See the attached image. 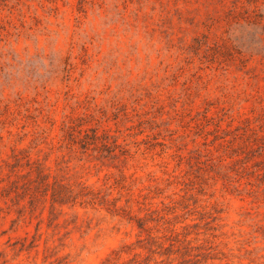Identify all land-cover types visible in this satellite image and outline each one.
Here are the masks:
<instances>
[{"label":"rangeland","instance_id":"rangeland-1","mask_svg":"<svg viewBox=\"0 0 264 264\" xmlns=\"http://www.w3.org/2000/svg\"><path fill=\"white\" fill-rule=\"evenodd\" d=\"M135 261L264 264V0H0V264Z\"/></svg>","mask_w":264,"mask_h":264},{"label":"trees","instance_id":"trees-1","mask_svg":"<svg viewBox=\"0 0 264 264\" xmlns=\"http://www.w3.org/2000/svg\"><path fill=\"white\" fill-rule=\"evenodd\" d=\"M81 148L85 149L86 147L84 145L81 146ZM16 165H17V159L14 160ZM27 166L29 167V171L24 174V175H18L17 177L19 178H26L28 176H30L33 171H32V167H30L28 164ZM10 169L15 168L16 166H9ZM34 172L36 173L34 179L36 183V189H38L39 187H43V192L46 193L48 190L51 191V197H52V203H56L58 200H62L63 204L68 203V202H73L74 200H76L78 198V196H81L83 199V203L85 204H94V198L90 197L93 194L88 190L87 187L85 186H79L80 187V193L78 195H74L73 194V189L72 186L70 184H61L58 181H55L53 183H48L46 180L48 179L47 175H44L43 172L41 171V168H36L34 170ZM54 206H52L53 208ZM139 228H141V225H139ZM152 239V238H151ZM175 254V252L173 253ZM136 264H140L138 261H135ZM146 264H149V261L146 262ZM154 264H165L163 263V261H159V262H154ZM166 264H172V262H168Z\"/></svg>","mask_w":264,"mask_h":264}]
</instances>
